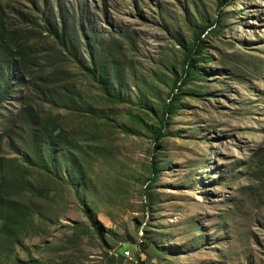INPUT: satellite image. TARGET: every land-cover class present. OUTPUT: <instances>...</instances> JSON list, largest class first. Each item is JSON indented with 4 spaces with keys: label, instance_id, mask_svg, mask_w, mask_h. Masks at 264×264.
<instances>
[{
    "label": "rangeland",
    "instance_id": "obj_1",
    "mask_svg": "<svg viewBox=\"0 0 264 264\" xmlns=\"http://www.w3.org/2000/svg\"><path fill=\"white\" fill-rule=\"evenodd\" d=\"M2 1L76 21L80 57L104 61L108 87L124 101H108L53 37L36 42L38 71L60 72L59 86L73 83L83 109L98 112L39 97L35 107L97 148L80 173L68 150L34 159L23 192L32 217L11 252L0 248V264H264V0ZM209 23L204 59L182 83L180 42L192 48L194 31ZM28 91L20 80L0 108V154L20 162L25 123L11 136L2 125ZM173 92L181 99L158 140L147 125L159 127Z\"/></svg>",
    "mask_w": 264,
    "mask_h": 264
},
{
    "label": "trees",
    "instance_id": "obj_2",
    "mask_svg": "<svg viewBox=\"0 0 264 264\" xmlns=\"http://www.w3.org/2000/svg\"><path fill=\"white\" fill-rule=\"evenodd\" d=\"M6 6L0 0V108L6 100L13 96L20 80L25 82L29 90L24 95L21 112L2 125L3 134L11 136L14 133L11 129L14 123L17 121L25 123L22 138L28 146L25 153L27 164L16 159H7L0 154V248L6 246L11 252L17 244L18 233L26 227L32 217V207L23 195L27 187L26 176L31 170L29 165L33 168L37 167L39 163L34 162V159L38 162H45L47 155H50L45 153L47 149L68 150L70 153L67 155V162L71 164L70 168L80 173L83 169L80 160L88 159L90 152L97 148L83 146L79 138L71 135L70 131L57 121V116L55 118L42 116L40 110L35 107L34 103L39 97L51 108L62 107L71 112L84 111L91 114L96 110L90 104H87L89 109H83L81 95L75 90L73 83L65 82L59 86L60 72L54 71L46 75L42 69L38 71L42 58L38 56L40 51L35 48L38 45L36 42H45L50 36L53 37L60 46L61 55L66 54L84 70L98 84L108 101L123 102L124 99L108 87L109 68L104 61L93 57L91 64H87L80 57L74 35L77 31L76 21L72 27H69L65 18L58 20L55 14L50 17L48 11L39 9L41 14L36 16L32 12ZM213 24H206L194 31L192 48L180 42L184 49L185 78L181 80L182 83L186 82L189 76L195 75L196 65L204 59L202 53L205 44L201 36ZM103 46H105L104 43ZM50 57L51 59H48L50 66L58 65V61L61 60L54 56ZM37 72L39 74L35 76ZM33 76L35 77L30 79ZM178 80L175 81V89H180L181 85H177ZM180 99V93L173 92L169 102L163 105L159 127L153 128L152 125H147L156 139L159 140L166 136L164 127L168 116L174 115ZM97 112L96 110V114ZM102 112L100 117L104 116V111ZM28 154L30 156H27ZM57 162H59L57 165H60L61 161L57 160L55 164ZM40 168H46V166ZM157 176V171L153 170L150 181L152 183L156 181ZM140 245L145 244L141 242Z\"/></svg>",
    "mask_w": 264,
    "mask_h": 264
},
{
    "label": "built area",
    "instance_id": "obj_3",
    "mask_svg": "<svg viewBox=\"0 0 264 264\" xmlns=\"http://www.w3.org/2000/svg\"><path fill=\"white\" fill-rule=\"evenodd\" d=\"M126 254H127V255H129V254H130V251H129V250H128V251H126Z\"/></svg>",
    "mask_w": 264,
    "mask_h": 264
}]
</instances>
